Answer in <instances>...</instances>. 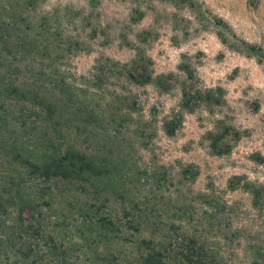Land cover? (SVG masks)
<instances>
[{
    "label": "rangeland",
    "instance_id": "1",
    "mask_svg": "<svg viewBox=\"0 0 264 264\" xmlns=\"http://www.w3.org/2000/svg\"><path fill=\"white\" fill-rule=\"evenodd\" d=\"M22 1L0 0L18 13L11 44L24 32L18 48L42 91L72 96L70 142L113 176L107 189L51 182L64 233L78 234V200L109 214L134 197L139 209L151 208L173 263L264 264V0ZM131 64L154 80H130ZM184 86L190 108L182 106ZM2 142L0 181L15 187L24 168ZM124 249L136 252L132 243Z\"/></svg>",
    "mask_w": 264,
    "mask_h": 264
},
{
    "label": "trees",
    "instance_id": "2",
    "mask_svg": "<svg viewBox=\"0 0 264 264\" xmlns=\"http://www.w3.org/2000/svg\"><path fill=\"white\" fill-rule=\"evenodd\" d=\"M1 3L0 142L6 144L1 145V149L14 155L24 169L17 173L15 187L8 180L0 181L4 188L11 186L5 192L0 189V264H176L173 263L176 258H169L162 244L165 242L155 236L156 223L151 208L139 209V201L134 197L128 203L123 198V205L117 212L109 214L95 203L78 200V234L64 233L58 213L63 208L62 198L51 182L76 180L92 187L103 182V188L107 189L112 188L113 176L107 163L70 142V132L76 122L72 96L42 91L36 67L26 60L23 48H18L24 43L22 29L17 41L13 44L10 41L18 13L9 3ZM182 70L192 77L186 66L182 65ZM23 72L31 76L23 78ZM125 72L138 84L154 80L151 73L142 74L138 64H131ZM163 79L165 76L159 75L155 82L167 90L169 86ZM192 99V91L184 86L182 106H193ZM6 130L14 133V136L9 135L7 142L2 138ZM174 130L167 126L165 129L170 136ZM26 177L29 184L25 187ZM115 190L129 194L123 187ZM6 201L11 205L6 207ZM2 208L11 210L12 217L3 219ZM128 243L136 247L135 253L125 252L124 246ZM197 257L205 261L201 255Z\"/></svg>",
    "mask_w": 264,
    "mask_h": 264
}]
</instances>
